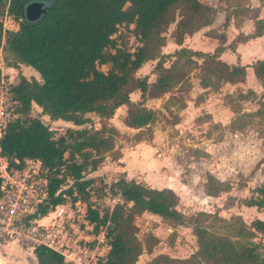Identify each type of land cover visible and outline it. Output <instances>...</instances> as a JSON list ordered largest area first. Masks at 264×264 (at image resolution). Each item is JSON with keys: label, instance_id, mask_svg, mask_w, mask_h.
I'll list each match as a JSON object with an SVG mask.
<instances>
[{"label": "trees", "instance_id": "obj_1", "mask_svg": "<svg viewBox=\"0 0 264 264\" xmlns=\"http://www.w3.org/2000/svg\"><path fill=\"white\" fill-rule=\"evenodd\" d=\"M30 1L0 0V48L4 45L7 52L40 76L36 80L20 75L9 85L13 116L0 136V154L9 165H15L14 158L20 162L24 158L41 161L48 180L47 197L36 214L44 215L66 197L72 202H85L86 220L95 232L104 228L108 239L103 264L136 263L144 246L137 237L134 219L143 212L159 215L172 226L192 229L197 248L189 257L158 256L172 264H264V246L253 241L256 234H264V219L255 218L247 225L240 216L234 221L217 218L225 232L214 231L196 216L182 213L177 208L179 196L169 187H152L121 174L108 186L93 188L95 179L87 177L115 149L117 129L108 121L116 109L126 107L122 121L127 127L138 129L151 124L157 112L146 101L182 82L186 72L181 61L202 60L200 81L204 87L245 81L246 65L220 59L227 47L223 41L213 52L182 46L186 35L212 22L215 9L200 0H41L46 12L29 22L23 7ZM4 15L17 23L15 29L4 28ZM174 21L171 37L180 47L164 54L163 32ZM263 33L264 18H254L252 31L240 33L228 47L234 51L235 41H247ZM165 58H173L168 66ZM149 60H156L152 81L136 75ZM11 65L16 66V62ZM250 66L264 89V61L257 59ZM133 92H139L137 100L130 98ZM32 103L50 120L81 126L90 122L88 114L93 113L100 126L68 127L56 135L39 117L31 116ZM207 182L208 195L229 190V183L212 175ZM253 191L258 196L243 203L264 207V183ZM105 196L118 200L113 206L101 208L92 200ZM197 215L208 213L200 211ZM145 246L151 251V245ZM33 253L36 264H70L45 245H36Z\"/></svg>", "mask_w": 264, "mask_h": 264}, {"label": "rangeland", "instance_id": "obj_2", "mask_svg": "<svg viewBox=\"0 0 264 264\" xmlns=\"http://www.w3.org/2000/svg\"><path fill=\"white\" fill-rule=\"evenodd\" d=\"M219 2L222 5H219ZM219 2L213 8L215 12L218 8L225 10L223 24L219 28L198 33L199 35L194 38H191V35L185 36L183 39L185 45L190 48L208 49L214 43L226 41L225 30L231 18L253 19L264 4V0ZM214 16L216 17V13ZM2 22L6 29L17 27V23L8 15L2 17ZM174 23L175 21L170 22L163 32L166 37L162 47L164 54L171 53L176 48L171 37ZM229 31L235 32L233 28ZM129 42L134 43L133 39ZM257 45L264 50L263 43ZM252 46L248 44L239 49V61L251 63L259 58L264 60V55L249 52L257 51ZM244 54H247V57ZM227 59L225 56L224 61ZM172 60L173 58H165V66ZM11 62H16V66L11 65ZM155 63L156 60L145 62L136 75L146 76L148 81L154 80ZM179 64L186 72L182 82L164 96L147 99V106H151L150 108L157 112L156 119L151 124L138 129L127 127L122 121L124 109H116L108 121L117 129L115 149L107 153L99 165L103 168L102 173L90 172L87 175L95 179L93 188L102 184L108 186L118 177L119 173L114 170L116 165L120 167L125 165L117 161L124 153L127 160H130L128 170L132 178L149 186L171 187L179 196L177 208L186 216H196L200 222L209 225L211 230L225 232L217 218L234 221L235 217L240 216L247 225L255 218L264 219V207L247 206L243 203L250 197L258 196L253 189L264 183V90L256 92L251 89L252 86L247 87L245 82V86L220 82L217 86L204 87L200 81L201 59L194 58L191 61H181ZM102 68L105 69V66ZM0 70V102L3 106L8 104L12 112L14 105L10 106L8 101L9 85L16 83L20 75L36 80H40V76L33 68H29L16 56L7 52L4 45L0 48ZM138 94L139 92H133L130 98L137 100ZM169 106L173 108L170 109ZM30 114L44 121L56 135L63 133L68 127L100 126L97 116L93 113L88 114L90 122L81 126L71 122H52L48 116L42 114L40 107L35 103H32ZM111 158L113 163L109 164ZM208 175L229 183V190L220 191L216 196L208 195L205 189ZM92 200L101 208V205L113 206L118 199L105 196L92 197ZM82 210L86 211L85 202L71 206L70 219L68 222L67 218L63 219L62 225L64 230L70 228V232L81 229L83 233H91L88 242L93 244L95 231L91 224L88 223L86 228L87 224L82 222ZM200 211L208 215L198 216L197 213ZM134 222L137 226V237L144 246L135 264H172L158 256L172 254L187 258L197 248L196 237L190 227L172 226L159 215L149 212L136 215ZM99 231L105 233L104 228H100ZM79 234L81 233L75 234L74 238H81ZM154 238H157V242ZM253 241L263 247L264 234H256ZM145 245H151V251H147ZM17 249L16 252L13 250L14 254L24 261L27 260V264H31L28 253ZM3 259V250L0 248V264H6L3 263Z\"/></svg>", "mask_w": 264, "mask_h": 264}, {"label": "built area", "instance_id": "obj_3", "mask_svg": "<svg viewBox=\"0 0 264 264\" xmlns=\"http://www.w3.org/2000/svg\"><path fill=\"white\" fill-rule=\"evenodd\" d=\"M8 101L11 106L10 95ZM12 116L8 104L3 106L0 102V136ZM13 162L15 165H9L6 157L0 154V242L13 241L25 249L45 245L60 253L70 264H103L109 249L105 233L93 232L95 242L90 244L91 234H85L81 229L70 232V228L64 230L62 225L63 219L67 218L66 222L70 219L71 206L84 202H72L66 197L63 203L44 215L36 214L39 204L47 197L46 170L39 159L24 158L20 162L14 158ZM82 213V222L88 228L84 210ZM74 233H81V238H74Z\"/></svg>", "mask_w": 264, "mask_h": 264}, {"label": "crops", "instance_id": "obj_4", "mask_svg": "<svg viewBox=\"0 0 264 264\" xmlns=\"http://www.w3.org/2000/svg\"><path fill=\"white\" fill-rule=\"evenodd\" d=\"M203 3H206L207 5H210L212 7H216L217 6V2H219V0H200ZM222 5V3L219 2V5ZM216 13V17L214 16V19L212 20V22L210 24H208L207 26L202 27L201 29H199L198 31L194 32L191 34V38H194L195 36L199 35L202 32L207 31V29H211V28H219V26H221L223 24V22L225 21V10H221V9H217ZM254 18H264V4L258 9L257 11V16ZM253 19H249L248 17H246L244 20H236L235 18H231L228 21L227 24V29L225 30V38L226 41H223V45L227 46L226 49L221 53L220 55V59L224 61L225 56L228 58L227 61H225L228 64H237L240 63L242 65H246V78H245V83L247 85V87H251V89H253L254 91L258 92V90H264L263 87L260 85V83L258 82V80L256 79L252 67L250 66L252 64L251 63H247L244 60L243 61H239L240 56H239V49H241L242 46H248V44H252V48H254V50L257 51H252L250 50L249 52H254L253 54L256 55H264V50L259 48L257 43H263L264 44V33L261 36H257L254 38H250L247 41H235V49L234 51H232L228 46L229 44L241 33V34H248L252 31L253 29ZM233 28L235 30V32H230L229 29ZM230 32V33H229ZM199 33V34H198ZM187 37H189V35H186ZM206 38V36H205ZM173 45H175L176 48L180 47L179 45H177L176 43H174V41H172ZM220 43H214L212 44V46H210L208 49H203V48H191L193 50H201V51H205V52H213L214 48ZM182 46H186L188 48H190V46L185 45V43H182ZM175 49V48H174ZM230 51V53H228V51ZM248 53V52H246ZM262 53V54H261ZM245 57H247V54H244ZM243 56V54H242ZM260 60H262V58H259ZM257 60V59H256ZM255 61V60H254ZM253 61V62H254ZM264 61V60H263ZM29 68H31L30 66H28ZM244 82H239V83H235L233 85H244ZM136 93V92H134ZM167 94V93H166ZM164 94V95H166ZM163 95V96H164ZM139 97V94H138ZM138 99V98H137ZM136 100V99H135ZM146 105H147V101H146ZM123 107V108H122ZM151 107V106H150ZM170 109H172L173 107L169 106ZM118 109H124V114L122 115V119L125 115V109L126 107L124 105H121L120 107H118ZM161 110H164L161 108ZM52 122H67L61 119H57V120H51ZM179 124V123H177ZM110 158V157H109ZM129 158V157H128ZM118 162L124 163L125 165L120 167L117 166L115 167L116 172H118V177L123 174L127 179H134L135 181L138 182V180H136V178H132V174H130L131 172L128 170L129 165L130 164V160H127V156L126 154L123 153V155H121L120 157H118L117 159ZM109 164L113 163L112 159H110L108 161ZM103 168L98 167V169H96L95 171L91 172V173H97L100 174L102 173ZM116 177L115 180L118 178ZM154 187V186H152ZM162 187H166V186H162ZM162 187H157V188H162ZM171 188V187H169ZM172 189V188H171ZM143 213H147V212H143ZM85 234H91V233H85ZM0 248L3 250V254H4V259H3V263L6 264H27L28 261H24V259H20L18 258L14 252H16L19 248V250L24 251L26 253H28V259L31 261V264H36V258L34 256L33 253V249H25L21 246H19L16 242L10 241V242H0ZM195 249V246H194ZM14 250V252H13ZM170 257L173 258H182V257H186V256H175V255H170Z\"/></svg>", "mask_w": 264, "mask_h": 264}, {"label": "water", "instance_id": "obj_5", "mask_svg": "<svg viewBox=\"0 0 264 264\" xmlns=\"http://www.w3.org/2000/svg\"><path fill=\"white\" fill-rule=\"evenodd\" d=\"M45 12L46 7L41 0H32L27 2L23 7L24 18L29 22L38 20Z\"/></svg>", "mask_w": 264, "mask_h": 264}]
</instances>
